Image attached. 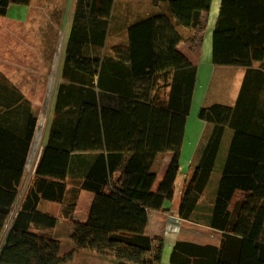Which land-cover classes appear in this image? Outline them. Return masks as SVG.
<instances>
[{
  "label": "trees",
  "instance_id": "16d2710c",
  "mask_svg": "<svg viewBox=\"0 0 264 264\" xmlns=\"http://www.w3.org/2000/svg\"><path fill=\"white\" fill-rule=\"evenodd\" d=\"M114 1L81 0L79 6L100 11L102 18H95L99 22L111 15ZM160 3H168L178 25L185 28L197 27L199 14L211 7V0H153L154 5ZM30 4L31 0H0V16H7L12 5ZM128 36L132 63L141 57L142 73L149 75V85L139 98L142 103L138 102V108L132 104L121 119L113 120L116 139L107 144L112 154L99 155L91 167L86 159L77 165L71 153L88 151L91 144L98 143L95 138L106 133L97 112L86 106L81 108L76 124L69 121L59 129L52 128L43 157L0 247V264H70L80 253L124 264L119 262L123 248L151 249L146 234L149 213L168 214L170 210L164 206L172 204L176 196L182 138L197 69L178 52L181 36L167 16L135 23ZM254 62L264 69V0H222L214 31L213 63L249 69ZM154 65L180 70L181 75L175 77L169 93L157 92L152 98L150 75ZM133 70L136 72L135 67ZM263 78L259 71L249 70L234 107L213 105L199 112V118L215 128L201 162L191 168L177 213L185 221L221 232V240L219 247L210 248L178 243L177 250L187 246V257L180 264H201L202 255L207 256L208 264H264ZM130 94L135 99V94ZM227 128L233 131L230 149L214 200L203 206ZM7 130L5 133L0 127V242L16 205L29 150L28 142H20L22 137ZM120 136L126 141H120ZM167 151L173 155L166 171L159 175L153 165L157 156ZM77 168L84 171L75 174ZM81 191L95 197L85 222L71 218ZM42 202L60 204L69 216L72 249L62 252L60 243L44 233L55 227L58 218L43 211Z\"/></svg>",
  "mask_w": 264,
  "mask_h": 264
},
{
  "label": "crops",
  "instance_id": "0c3cea01",
  "mask_svg": "<svg viewBox=\"0 0 264 264\" xmlns=\"http://www.w3.org/2000/svg\"><path fill=\"white\" fill-rule=\"evenodd\" d=\"M80 1L31 0L29 6L12 5L4 17L7 22L11 21V70L6 71L9 63L0 58V73L11 79V84L6 78L3 81L8 84H0V127L5 133L8 132L7 129H12V132L23 138L20 142L29 143L18 195L21 197L19 204L43 157L50 131L54 126L59 129L60 125L64 126L69 121L76 124L80 119L81 108L87 106L97 112L96 116L98 120H103L107 135L103 133L101 138H95L98 143L91 144L88 151L77 150L71 153L77 165L86 159L88 167H91L99 155L112 154L108 151L107 144L116 139L112 134L113 120L121 119L122 114L132 104L138 108V102H141L139 98H142L149 85V78L146 79L149 75L145 77L142 73L141 57L132 63L129 52L128 29L135 23L158 15L167 16L181 36L178 52L197 69L194 95L190 101L182 138L179 176L188 175L194 164L198 146L207 127V123L199 118V112L206 106L210 95L219 101L215 104L234 107L249 70L259 71L264 76V69L259 62H254L249 69L217 66L213 63L214 31L222 0H211L210 10L199 14V25L195 28L178 25L168 3L154 5L153 0H115L111 15L105 17L104 21L95 22V18H102L100 11L93 12L89 6L81 7ZM147 73H150L149 69ZM180 75V70H163L154 65L150 75L151 97L154 98L157 92L169 93L175 85V77L180 78ZM182 84H185V79ZM229 86L231 89L228 92L226 89ZM260 90L264 94V81ZM182 91L185 94V89ZM130 93L135 94V99L129 96ZM227 93L234 100L230 105L221 101V94ZM261 99L264 100V96ZM73 111L76 112L75 115ZM232 135L230 131L229 140L225 139L221 146L222 165L228 155ZM117 138L123 142L125 140L122 136ZM172 155V151L159 154L153 171L163 174ZM221 164L207 186L202 204H210L207 203L208 196L211 198L210 202L214 200ZM83 171L84 168H77L74 173ZM94 199L92 193L80 192L78 205L71 217L73 221L88 220ZM173 203L171 206H164L165 210H170L168 214L161 211L149 213L146 234L151 239V249L123 248L119 262L180 264L187 257V246L177 250L175 247L178 243L204 248L219 247L221 232L181 219L177 213L179 203L177 202V206H173ZM82 205L87 206V212H82L84 217H79L78 211ZM40 207L58 218L55 227L44 230V233H49L60 243L62 252L64 241H71L69 249H72V228L67 222L69 216L63 213L62 206L58 203L42 202ZM59 229L64 231L65 237H56ZM77 255L74 261L79 260L83 264H117L114 260L96 255ZM201 259V264H208L206 255H202Z\"/></svg>",
  "mask_w": 264,
  "mask_h": 264
},
{
  "label": "rangeland",
  "instance_id": "374dc122",
  "mask_svg": "<svg viewBox=\"0 0 264 264\" xmlns=\"http://www.w3.org/2000/svg\"><path fill=\"white\" fill-rule=\"evenodd\" d=\"M37 6V5H35ZM2 37V38H1ZM0 43L2 42V46L0 47V58L2 59H6L9 63V65H6V71L7 70H11V21H6V19H4V17H0ZM8 38L10 41H8ZM11 73V71H9V74ZM5 75L4 74H1L0 73V82H3V79H5ZM10 84H11V79H8L6 78ZM230 86L226 89L228 92L230 91ZM222 95V103H224L225 105H230L233 103L234 100H231L230 98V93H227V94H221ZM212 94L210 95L207 103H206V106L207 108H210L212 107L213 105H217L215 104V102H219L217 101L216 98H213ZM214 103V104H213ZM220 105V104H219ZM33 116H34V112H33ZM33 122H34V119H33ZM214 124H207V127L205 129V133L203 135V138H202V141L200 142L199 146H198V150H197V153H196V156H195V161H194V164L193 165H197L201 162V157H202V153L204 152V150L206 149V146L209 142V139L212 137V134L214 132ZM230 131L232 132L233 134V131L230 130V129H226L225 132H224V135H223V139L221 141V144L220 146H222L223 142L227 140H229L230 138ZM221 153L219 152V155H218V159L215 163V171L217 170L218 166L221 164ZM222 165V164H221ZM193 170H190L189 174L186 175V174H181L179 176V180H178V183H177V188H176V196L174 198V203H173V206H177V202L180 203L181 202V198H182V192H183V189L185 187V184H186V180L191 176V173H192ZM215 175V173H214ZM216 181V180H215ZM217 182V181H216ZM213 185V183H212ZM24 189V186L22 188V190ZM211 190V189H210ZM209 190V191H210ZM21 200V197L19 196L18 197V203L15 205V208L18 206L19 202ZM205 200V199H204ZM211 201V198L208 196V202ZM168 205L171 206V203H167ZM205 205V203H203ZM202 204V205H203ZM55 207V206H53ZM54 210V209H53ZM82 212H87V206H81V210L78 211V216L79 217H84V215L82 214ZM53 213H55L53 211ZM85 222V221H83ZM48 236H51L49 233L47 234ZM66 235L64 234V231H62L61 229H59L56 233V237H65ZM65 239H68V238H65ZM71 246V241H64L62 243V247H63V252L65 251H68L70 250L69 247ZM80 254H86V253H80ZM79 255V254H78ZM77 255V256H78ZM87 256H89V254H86ZM98 264V262H96ZM70 264H83L81 261L77 260L76 262L74 261L73 263H70Z\"/></svg>",
  "mask_w": 264,
  "mask_h": 264
},
{
  "label": "built area",
  "instance_id": "2783aa9c",
  "mask_svg": "<svg viewBox=\"0 0 264 264\" xmlns=\"http://www.w3.org/2000/svg\"><path fill=\"white\" fill-rule=\"evenodd\" d=\"M18 206H19V204H18ZM18 206H17V207H18ZM17 207H16V208L14 207V210H13V212L11 213V215H10V217H9V219H8V221H7L6 225H5V227H4V230H3V238H2V240H1V242H0V247H1L2 243H3V241H4V237H5V235L7 234V232H8V231L10 230V228H11L12 220H13L14 216L16 215V209H17Z\"/></svg>",
  "mask_w": 264,
  "mask_h": 264
}]
</instances>
